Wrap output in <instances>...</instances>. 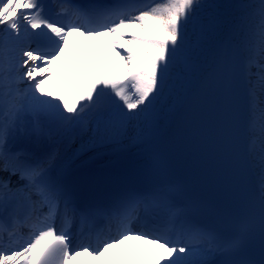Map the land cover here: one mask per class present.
I'll return each mask as SVG.
<instances>
[{
    "label": "snow or ice",
    "instance_id": "6c2138e0",
    "mask_svg": "<svg viewBox=\"0 0 264 264\" xmlns=\"http://www.w3.org/2000/svg\"><path fill=\"white\" fill-rule=\"evenodd\" d=\"M52 6L54 17L41 0H0V172L24 181L13 187L0 178V264L100 260L132 240L160 250L154 264H264V172L258 212L229 235L194 222L191 207L173 200L172 185L81 204L53 173L55 154L35 159L13 143L18 134L46 130L103 138L111 129L154 121L175 69L192 62L188 28L201 0H53ZM257 11V31L221 63L227 94L244 92L247 151L264 169V0ZM257 230L254 255L248 248ZM149 254L136 246L122 253ZM106 264L121 261L113 256Z\"/></svg>",
    "mask_w": 264,
    "mask_h": 264
},
{
    "label": "bare ground",
    "instance_id": "6f19581e",
    "mask_svg": "<svg viewBox=\"0 0 264 264\" xmlns=\"http://www.w3.org/2000/svg\"><path fill=\"white\" fill-rule=\"evenodd\" d=\"M201 3L204 7L197 12L196 24L190 23L188 28L192 62L175 69L169 87L158 103V115L154 121L144 124L133 122L123 130L114 128L103 138L96 137L90 131L66 134L46 130L41 134H18L13 142L14 147L35 159L39 155L44 158L57 152L53 173L63 177L65 182L75 175L91 174L105 163L120 168L138 165L172 147L182 133L184 120L192 116L193 100L198 101L203 89L208 87L222 58L239 49L258 27L259 0H201ZM46 6V13L54 17L55 8L50 2ZM255 71L252 68V72ZM250 161L260 193V178L264 169L258 156L250 153ZM0 178L9 179L13 187L24 183L19 176L9 173L0 172ZM133 246L148 249L150 254L138 258L122 255L124 249ZM159 252L154 245L132 240L109 250L100 263L85 255L74 259L73 264H106L113 256L121 264H154Z\"/></svg>",
    "mask_w": 264,
    "mask_h": 264
},
{
    "label": "rangeland",
    "instance_id": "374dc122",
    "mask_svg": "<svg viewBox=\"0 0 264 264\" xmlns=\"http://www.w3.org/2000/svg\"><path fill=\"white\" fill-rule=\"evenodd\" d=\"M102 258H103V257H102ZM102 258H101V259H102ZM97 261H98L99 263L101 262V260H97Z\"/></svg>",
    "mask_w": 264,
    "mask_h": 264
}]
</instances>
